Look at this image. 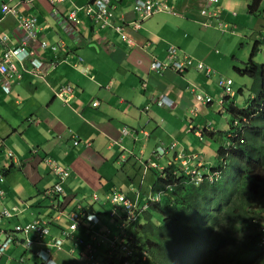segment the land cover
<instances>
[{
	"label": "crops",
	"instance_id": "1",
	"mask_svg": "<svg viewBox=\"0 0 264 264\" xmlns=\"http://www.w3.org/2000/svg\"><path fill=\"white\" fill-rule=\"evenodd\" d=\"M90 1L54 0L52 4L50 0H0V35L9 38L11 48L27 45L45 68L38 75L29 60L19 62L14 58L17 74L0 80V152H12V160L0 159V168L7 166L0 210L19 209L11 219L0 220V242L16 225L57 215L52 205L56 206L58 199L49 200L42 195L56 182L41 160L46 157L54 160L55 166L69 169L62 184L63 196L59 198L64 201L65 210L51 225L53 236L66 227V214L78 206L93 208L99 214L98 231L117 229L122 216L117 206L119 196L145 206L144 186L147 184L152 191L156 179L152 181L150 176L161 175L171 162L164 165L162 160L173 154V161L178 162L177 155L185 156L178 152L176 135L182 137L181 145L185 147L189 122H204L197 113L211 106L197 105L192 94L194 89L208 97L210 84L201 72L190 69L178 74L166 70L157 75L149 70V64L154 59L166 64L170 47L181 55H186L183 50L196 55L209 45L208 36L213 43L218 32L236 34L239 24L250 31L255 24L246 5L250 0H217L213 5H208V0H168L170 13L155 14L136 28L133 22H138V18L132 11L136 0H110L117 14L114 24L121 25L118 32L99 28L85 15L83 8ZM2 3L15 7L17 13L3 15ZM205 8L217 12L225 25L223 31L216 26L215 18L201 14ZM240 12L245 17L238 22ZM72 13L74 17L70 18ZM18 15L37 19L39 29L34 39L20 26ZM42 42L48 45L46 49L41 47ZM50 46L57 49L50 50ZM2 57L0 44V60ZM64 86L71 87V95H60ZM162 95L171 102V108L155 105V98ZM94 102H98L97 107H92ZM192 106L195 108L190 114ZM211 139L216 141L217 134ZM160 145L173 151L159 157L156 148ZM139 177L142 180L137 183ZM14 236L19 242L29 239L33 244L10 245L0 256V264H26V252L38 257L37 253L47 248L32 235ZM81 236L86 233L79 231L74 243L64 246L66 251L52 248L49 261L34 257L32 264L83 261L84 250L76 246Z\"/></svg>",
	"mask_w": 264,
	"mask_h": 264
},
{
	"label": "trees",
	"instance_id": "2",
	"mask_svg": "<svg viewBox=\"0 0 264 264\" xmlns=\"http://www.w3.org/2000/svg\"><path fill=\"white\" fill-rule=\"evenodd\" d=\"M263 4L264 0H250L248 13L255 18L250 33L260 35L262 40L253 47L245 68L236 69L252 81L249 91L254 99L250 103L249 96L245 108L234 104L228 107L231 125L224 147L216 152V162L193 166L201 173V181L189 175L190 168L175 162L157 176L152 190L169 189L163 193L161 203L151 205L138 233L150 244L145 264H264V244L260 245L258 231L264 223V64L255 60L264 42ZM223 99L233 102L235 94ZM216 134L211 133V138ZM5 170L0 168V175ZM62 196L47 198L58 199L56 206L52 205L57 214L64 205L59 200ZM87 208L78 206L71 212H93V208ZM86 223H80L77 232L94 229V224Z\"/></svg>",
	"mask_w": 264,
	"mask_h": 264
},
{
	"label": "clouds",
	"instance_id": "3",
	"mask_svg": "<svg viewBox=\"0 0 264 264\" xmlns=\"http://www.w3.org/2000/svg\"><path fill=\"white\" fill-rule=\"evenodd\" d=\"M50 1H53V3H54V0H50ZM94 1L95 0H91L88 5L84 6L83 11L87 6L91 5ZM2 4H4V3H2ZM213 4H215V3L210 4L209 0H208V5H213ZM112 6L114 7V5H112ZM114 9H115V7H114ZM205 10H207V8H205ZM211 12H216V11H211ZM5 15H7V14H5ZM118 18H119V16H118ZM209 18H213V17H209ZM215 19L217 21L216 22V26H217V23L219 22V19L217 17V12H216ZM116 20H117V18H116ZM122 21L124 22V17H122ZM119 26H121V25H119ZM217 27H219V26H217ZM104 29H106V28H104ZM0 37L1 38L5 37L7 40L6 45H3V43L0 41V44L3 46V57H4V53H5V50L7 47L10 49H16V48H23L24 47V46H19V47L11 48L8 46L9 38L6 35H0ZM32 39H34V37ZM47 47H48V45H47ZM52 47H54V46H50L49 49L52 50L51 49ZM46 48H43V49H46ZM25 49L29 52V50L27 49V46L25 47ZM30 56H32L31 53H30ZM3 57L1 58L0 63L3 61ZM32 57L35 58L34 56H32ZM14 58H16V57H12V62H13ZM16 59L19 62L29 60L30 65L32 66L34 72L37 74V69L34 66V64L31 63L30 58H26L24 60H20L19 58H16ZM36 60L42 64V70L43 69L45 70L43 62L38 60V59H36ZM155 60H157V59H155ZM157 61L162 63L163 65H166L162 61H159V60H157ZM13 64L15 65L14 62H13ZM150 65H151V63L149 64V70L151 72L157 74V75H162L166 70L174 71L173 69L166 68L162 72L158 73V72L151 70ZM190 69L196 70L195 68H190ZM190 69H186L182 73L177 72V71H174V72H176L178 74H183ZM210 70L212 71L211 75L214 76L216 72H214L212 69H210ZM196 71H198V70H196ZM199 72L204 73L206 77L211 76V75H206V73L204 71H199ZM14 74H17L16 67H15ZM38 75H40V74H38ZM7 77L0 75V80H5V79H7ZM5 87H8V83H5ZM192 94H193V92H192ZM200 95L204 98V100H205L204 102H197L195 100L194 95H193L194 100H195L197 105L208 106V105L212 104L209 100H207V96H205L203 94H200ZM159 100H161V101H159ZM158 101L162 102V103L159 105ZM94 103H96L98 106V102H94ZM94 103H92V107H95V106H93ZM154 103H155V105H157L160 108H171L172 107L171 102L166 97H164L163 95L155 98ZM193 108H195V106L191 107V110L189 112L190 114H193ZM197 115H198V113H197ZM189 126H191L190 130L193 132L194 136L200 138V140H202L204 134L211 137L210 133L215 132V129L205 130L203 133H201L199 131H195V129L192 127V121L189 122ZM125 133L128 134V132H125ZM74 143H75V145H77L76 141ZM2 144H3V142L0 139V146H2ZM158 147H162L164 149L163 155H158L156 153L159 157L164 156L165 154L169 153L170 151H173V150H169V147L166 148L163 145H160ZM157 148H156V150H157ZM170 148H174V146H172ZM11 153H12L11 151L8 152V158L12 160V154ZM176 158L178 159V162H176V163L182 165V167H185V169L190 168L192 170L189 175H191L192 177H196V181L202 180L201 173L199 171H197L196 169H194L193 166H190L189 162L185 158H183V156L177 155ZM41 160L45 163V165L49 168V170L54 174L56 180L59 181L54 186H51L48 189H45L42 192V195L45 198L52 197L55 194L63 195L64 191L62 188V184L67 179V177L69 176V169L61 167V168L67 170V176H65L63 178V177H60L58 174L55 173L53 167L56 165V163L54 160L49 159L47 157L43 158ZM3 167H5L7 169V166L3 165ZM58 167H60V166H58ZM153 167H155V166H153ZM4 178H5L4 175H0V183H1L0 199H2L4 194H5L4 193L5 191L3 189ZM57 186H59V188H60L59 190H56ZM167 189H169V188L166 187L165 189H162L160 191H153L152 190V195H150L149 198H147V203L145 206H142L141 203H138L137 201H134L130 198H127V196H124V195L119 196V201L117 203V206H118V208H120L122 210V216H121V222L119 223V226L117 227V229H115V228L113 229L112 227L111 228L109 227V228H106L105 230L98 231V229L100 228V227H97L100 224L99 214H97L94 211V209H92V211H93L92 213H87V214H83V215H79V214L72 213V212L67 213L66 215L68 217L67 218L68 221H67L66 227L60 228L59 234L57 236H53L51 225H52V223L54 224V221H57V218L62 213V210H65L63 207L60 210L59 214L54 215V217H51L50 219H46V218L44 219V218L40 217V218L33 220L31 223L24 224V225H16V226L12 227V230H8V234L5 238V240L3 242H0V247L2 248V250H0V256L4 254L5 250L10 245H12L16 242L19 244H21L23 242L22 244L25 247L31 246L33 244V241H30L29 239H27L26 241L22 240V242H19V240L14 235H16V234H21L23 236L24 235H26V236L32 235L35 237L36 240H39L37 242L41 243L40 245L47 247L46 250H41L37 253V255L41 259V261L47 262L52 258L51 257V253H52L51 249L52 248L56 249L57 251H60V252H62L63 250L66 251L64 246H68L69 242H71V241L74 243V237H77V233H78L77 229L80 227V223H84V225H87L86 222H88V224H91V223L94 224L95 227L92 231L86 232V236L79 237L80 240H78L76 242V246H78L79 248L84 250V253H85V259L83 261H79L77 264H145L149 259L150 244L146 240L140 238V235L138 233L140 231V227L146 223L145 216H146V213L148 211H150L151 205L161 203V197L164 195L163 193ZM127 206H130V207H127ZM88 210H90V207ZM129 211H131V214H129ZM18 212H19V209L17 207L10 208V211L3 208L0 210V220L1 219H11L14 215H17ZM53 212L55 213L54 210H53ZM141 218L143 219V222L141 224H138L139 220ZM262 225H264V223L259 225L258 231ZM32 227H35V228L31 229ZM58 228H59V225H58ZM101 228H103V227H101ZM260 238H261V235H260ZM48 239H49V241L47 242ZM103 247L106 248V256H103V253L101 252ZM99 257L103 258V262L99 261ZM193 261H194V263H196L197 259H194ZM21 262H23V261H21Z\"/></svg>",
	"mask_w": 264,
	"mask_h": 264
},
{
	"label": "rangeland",
	"instance_id": "4",
	"mask_svg": "<svg viewBox=\"0 0 264 264\" xmlns=\"http://www.w3.org/2000/svg\"><path fill=\"white\" fill-rule=\"evenodd\" d=\"M246 2V5H249L250 2ZM243 14L244 12H240L238 14L240 16V18L237 20L238 22L244 19L245 16ZM235 31L236 34H222L218 32V36L214 38L213 43L210 36H208V40L210 42L209 45L203 46L202 48H204V50H202L201 52L199 51L200 53L196 55L183 50V52L191 57L195 62L204 64L205 67H209L217 74V77L208 78L204 73L201 72V74L206 77V80L210 84V87L207 91V100H209L212 104L208 108H205L203 111H200L198 113V115L204 118V122L198 123L197 121L193 120L192 127L195 129V131H199L201 133H203L205 130L215 129L218 139L216 141H212L209 136L204 134L202 140H200V138L195 137L193 132L189 129L188 144L184 147L183 145H181L184 144L182 137L176 135L180 143L178 152L184 154L185 156H183V158H185L189 162L190 166H194L196 168H200L208 162L215 163L216 152L220 147H224L226 141L225 135L229 131L231 125L230 116L226 112L228 107L231 104H234L239 108H245L248 104L247 101L249 96V102L254 99V96H252L251 98V92L249 91L252 81L248 77L240 76L236 69L243 67L244 64H247L251 56L253 47L258 41L262 40V37L260 35L253 36L249 30L245 31L241 24H239V27H237ZM251 36L253 37L251 38ZM255 60L261 65L264 64V42L260 46ZM220 79L232 80V90L235 94L234 101L231 102V100H226L224 102V106H220L219 104V100L221 98H224L222 90L218 86V81ZM240 89H242V93L239 92ZM2 152H4V155L2 154ZM2 152H0V159L5 158L6 160V158H8V154L6 153L5 155V151ZM173 158V154L168 155V157L163 159L162 162L164 163V165H167L170 160L171 162H174ZM160 173H162V171ZM157 176H159V173H156V175H151L150 178H152V181H155V179H157ZM141 180L142 178L139 177L137 183H140ZM142 192L146 195V198H149V196L152 195V191L147 184L144 186ZM120 210L121 209L119 208L118 211ZM34 218H36V216ZM142 222L143 219L141 218L138 224H141ZM5 225L6 224H3L2 226L5 227ZM7 226L8 224L6 225V227ZM101 252L103 253V256H106L105 247L102 248ZM30 255V252L26 253V264H28L31 260L30 257L32 255ZM217 255H219V253ZM65 257L68 258L69 254H67ZM72 257L74 259L77 258L76 255Z\"/></svg>",
	"mask_w": 264,
	"mask_h": 264
},
{
	"label": "built area",
	"instance_id": "5",
	"mask_svg": "<svg viewBox=\"0 0 264 264\" xmlns=\"http://www.w3.org/2000/svg\"><path fill=\"white\" fill-rule=\"evenodd\" d=\"M60 2H63L64 0H58ZM167 1L168 0H136L132 6V11L137 15L138 22H133L134 27H139V22L142 20H145L155 14L162 13V12H171L169 7L167 6ZM217 0H209V3H216ZM53 3V1H51ZM85 15L91 19L92 22H94L96 25H98L100 28H112L115 31L120 32L121 26L115 25L114 22L116 21L117 15L115 12L114 7L111 5L110 0H95L91 5L87 6L84 9ZM1 13L2 14H13L15 15L17 11L15 10L14 7H10L7 3L2 4L1 6ZM202 15H206L207 17H216V12H208L207 10H202L201 11ZM74 14L72 13L70 15V18H73ZM18 22L20 26L25 30V32L28 34L29 37L33 38L39 27L37 25V19L35 17H24L21 15H18ZM208 26V25H207ZM217 26H219V29H224L225 25L222 21L219 20L217 23ZM127 42L130 44L131 41L128 38H124ZM0 41L3 43V45H6V38L5 37H0ZM27 45H24L23 48H16V49H10L6 48L3 61L0 63V75H3L5 77L10 76L14 74L15 72V65L12 62V57L19 58L20 60H24L26 58L31 59V63L34 64V66L37 69V74H43L44 69L42 70V64L37 61L35 58L30 56V53L25 49ZM42 48H46L47 44L46 43H41ZM52 50H56L57 47H52ZM166 65H163L162 63L158 62L157 60H153L151 62L150 68L151 70L155 72H162L166 68L173 69L174 71L177 72H184L186 69L190 68H195L198 71H204L206 75H211L212 71L208 68L205 67L202 63L200 62H195L192 58H190L187 55H181L178 51V49L174 47H170L167 51V57H166ZM232 80H224L220 79L218 81V85L220 89L222 90L223 96L224 97H233L234 92L232 90ZM62 93L60 95H71V88L68 86H64L62 88ZM193 95L195 97V100L197 102H204V98L196 93L194 89H192ZM161 101V100H159ZM158 101V102H159ZM162 102H159L158 104L160 105ZM224 99L221 98L219 100V104L223 105ZM93 106H97L96 103L93 104ZM156 153L158 155H163L164 154V149L162 147H158L156 150ZM54 171L56 174H58L60 177H65L67 176V170L63 169L58 166L53 167ZM59 186L56 187V190H59ZM130 207V206H127ZM129 214H131V211H129ZM35 227H32L31 229H34ZM259 232L261 235L260 238V245L264 244V225H262L259 228ZM3 247V246H2ZM0 250L2 248L0 247Z\"/></svg>",
	"mask_w": 264,
	"mask_h": 264
},
{
	"label": "bare ground",
	"instance_id": "6",
	"mask_svg": "<svg viewBox=\"0 0 264 264\" xmlns=\"http://www.w3.org/2000/svg\"><path fill=\"white\" fill-rule=\"evenodd\" d=\"M216 29V28H215ZM191 88V87H190Z\"/></svg>",
	"mask_w": 264,
	"mask_h": 264
}]
</instances>
